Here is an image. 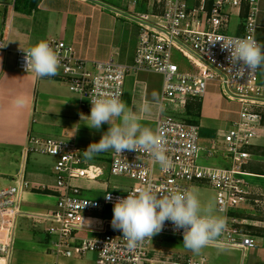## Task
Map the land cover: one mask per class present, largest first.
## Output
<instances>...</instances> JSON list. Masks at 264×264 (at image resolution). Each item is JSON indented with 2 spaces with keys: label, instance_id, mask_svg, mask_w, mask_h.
<instances>
[{
  "label": "built area",
  "instance_id": "2783aa9c",
  "mask_svg": "<svg viewBox=\"0 0 264 264\" xmlns=\"http://www.w3.org/2000/svg\"><path fill=\"white\" fill-rule=\"evenodd\" d=\"M261 1L146 0L149 12L126 15L137 27V42L130 63L112 57L91 61L80 56L75 46L63 39L47 41L58 54L62 79L79 99L80 114L90 115V100L94 95L121 93L122 100L124 81L131 72L147 70L162 76L155 132L166 143L171 166L165 172L146 152L120 154L111 150L107 163L110 174L128 177L133 184L120 191L105 190L102 199L86 197L83 190L89 188L82 186L79 180H99L104 173L103 166L88 162L84 150L73 140L28 135L26 154L55 158L53 182L35 185L21 174L11 184L0 187V264H9L17 218L22 214V195L32 189L56 196L55 205L47 212L34 214L36 220L50 223L45 232L54 237L51 254L55 259L47 264L73 261L76 264L75 261L88 252L95 254L94 264H206L203 258H164L162 251L150 247L151 239L129 250L122 232L113 229L112 217L96 215L113 208L118 198L149 184L163 194L174 188L191 190L197 183L210 185L216 192L217 209L226 222V231L212 245L245 250L259 243V236L250 227L255 223L247 215L236 212L251 214L246 210L264 208V193L247 181L249 173L245 170L254 138L264 134V85L258 80L260 68L242 78L235 77L227 69L228 53L221 50V42L210 41L220 37H250L261 45L257 38ZM232 16H236L237 23L229 32ZM0 49L11 50L2 33ZM23 50L27 49L12 51L15 68L26 72ZM172 50L188 60L190 69H181L172 60ZM210 82H218L229 99L240 103L237 118L223 134L229 164L222 167L198 161L199 123L169 113L163 107L165 103L185 105L187 101L200 100ZM106 195L112 197L111 201L106 200ZM82 219L91 221L88 228L83 226ZM82 231L93 236H80ZM162 233L183 237V229L174 230L170 221L165 222L159 234Z\"/></svg>",
  "mask_w": 264,
  "mask_h": 264
},
{
  "label": "crops",
  "instance_id": "0c3cea01",
  "mask_svg": "<svg viewBox=\"0 0 264 264\" xmlns=\"http://www.w3.org/2000/svg\"><path fill=\"white\" fill-rule=\"evenodd\" d=\"M139 1L0 0V33L4 35L7 47L11 49H0V173L7 174L4 177L10 179V184L21 174L35 185L53 182L52 169L42 166V161L45 159L39 155L32 156L25 153L24 147L28 135L73 140L85 151L91 143L98 142L109 128L105 123L99 130L90 129L85 124L87 120L81 119L79 99L62 79L60 66L56 75L36 78L34 73L21 72L15 68V54L12 50L29 49L38 41L47 42L55 38L71 43L80 56L91 61L112 57L119 62L130 63L137 42V27L126 13L131 6H137ZM119 5L121 7H118ZM259 6L258 27L260 28L261 16L264 14V0ZM258 36L257 34L260 41ZM161 91L162 76L156 72L138 70L129 73L124 81L122 101L127 108L137 113L142 126L154 132L160 109ZM207 94L209 91L203 98ZM212 96L217 98V102L219 101L218 95ZM17 97H23L26 101L21 108L13 104ZM145 103L151 104L150 113L138 111ZM210 104L207 105V114L204 113L206 105L201 104L197 120L203 115L215 117L218 108L216 105L211 107ZM220 110L223 119L227 120L230 114L234 119L237 118L238 108L231 110L221 107ZM212 144L217 150V143L214 140L210 141L208 149L214 150L211 148ZM110 151L96 154L104 157ZM200 152H204V147H201ZM228 164L229 159L225 151L224 161L212 166L222 167ZM263 165L264 134L254 138L251 156L245 164V170L249 173L246 176L247 181L264 193ZM79 183L83 186L85 180H79ZM35 195L53 196L38 189L25 191L22 195V214L19 218H30L31 215L36 217L34 214L41 213L27 211L28 209L51 208L52 202L41 200L42 197L35 198ZM252 211L253 213L247 214L255 223L251 230L258 232L259 243L264 247V208L258 206ZM255 212L257 214H254ZM14 253L13 248L9 264H14L16 261ZM42 253L41 262L38 264H47L55 259L51 253ZM75 262L78 264V261Z\"/></svg>",
  "mask_w": 264,
  "mask_h": 264
},
{
  "label": "clouds",
  "instance_id": "9594fccd",
  "mask_svg": "<svg viewBox=\"0 0 264 264\" xmlns=\"http://www.w3.org/2000/svg\"><path fill=\"white\" fill-rule=\"evenodd\" d=\"M222 51L228 53L227 68L235 77L242 78L264 67V45L254 39L220 37ZM25 52V70L34 73L36 78L54 76L58 73L59 57L46 42L38 41ZM121 93L104 92L94 95L90 115L81 114V119L90 129L99 130L107 123L109 128L98 142L91 143L84 156L91 159L96 153L113 150L146 152L163 171H168L171 162L166 152V143L158 132L144 127L135 111L127 108L120 99ZM26 101L23 97L14 99L15 107L21 108ZM152 106L145 103L138 111L150 113ZM118 121V122H117ZM111 201L110 195L105 196ZM83 226L89 227L91 221L82 219ZM166 221H170L174 230L183 229V245L186 249L199 253L203 248L216 243L226 231V222L216 214L212 203H203L195 191L187 189H169L167 194L157 193L151 184L137 188L124 198H118L113 207L112 227L122 232L127 248L135 250L146 239L159 234Z\"/></svg>",
  "mask_w": 264,
  "mask_h": 264
},
{
  "label": "rangeland",
  "instance_id": "374dc122",
  "mask_svg": "<svg viewBox=\"0 0 264 264\" xmlns=\"http://www.w3.org/2000/svg\"><path fill=\"white\" fill-rule=\"evenodd\" d=\"M108 1V0H105ZM133 1V0H130ZM108 6V5H107ZM118 7H121L119 5ZM149 12V7L147 6L146 0H140L137 6H131L128 10L126 15L130 14H138L141 12ZM262 20L260 22L261 27L257 28V34L259 35L261 45H264V14L261 16ZM237 23L236 16H232L229 24V32H232L235 28ZM262 31V32H261ZM259 32H261L259 34ZM172 60L181 68V69H190V65L188 60L182 56L176 50H172ZM259 82L264 85V67L259 69ZM209 94L205 98H201V104L206 105L204 107V113L207 114V105H212L218 110L216 111L215 117H210L207 115H203V117H199L198 120L196 116L191 115L188 109H186V105L179 103V104H171L165 103L164 110L169 111L174 115H179L185 119H193L198 121L200 125L199 129V146L204 147V152L199 154V162L205 165H219L224 161L225 156V147L222 141L223 134L226 130H228L234 121V117L232 114L226 119H223V114L221 113L220 108L224 107L226 109H237L240 108V103H238L237 99H229L228 93L224 92L223 87L218 82H210L208 85ZM207 93V92H206ZM211 93V94H210ZM212 95H218L219 101L217 102V98ZM224 99V100H222ZM237 107V108H236ZM211 109V108H210ZM237 110V111H238ZM229 112V111H228ZM198 117V116H197ZM233 117V118H232ZM263 122H264V115H263ZM214 140L217 145V150H209L208 145L210 141ZM27 144V143H26ZM26 146V145H25ZM209 152L211 153L209 155ZM32 156L39 155L41 158L45 160L42 161V166H46L48 169H52L54 165L55 158L47 155L37 154V153H29ZM111 157V151L101 156L100 154H95L91 159H88V162L95 163L102 165L104 168V173L99 180H87L81 179V181L85 180V187L89 188L90 190H83V195L86 197L98 198L102 199L104 196L105 190L111 191H120L122 188H126L133 184V181L125 176H116L112 175L108 169V161ZM257 158V157H256ZM261 159V158H259ZM226 160V159H225ZM215 163V164H214ZM264 167V165H263ZM53 172V169H52ZM4 175L0 173V187L10 184V179L5 178ZM264 181V179H262ZM83 185V186H84ZM104 185L106 188L104 189ZM115 187H118L116 189ZM190 191H195L198 197L201 199L203 203H212L216 210V214L223 217L222 212H219L217 209L216 204V192L215 190L207 184H200L197 183L192 186ZM38 194V193H36ZM52 197H47L45 195H35V198L42 197L44 201H50L51 207H53L56 203V196L54 194ZM49 207L39 209V210H32L28 209L27 211H40L41 213L47 212ZM257 210V209H256ZM246 212L253 213L252 210L247 209ZM238 215H247L245 212H236ZM254 214H257L255 212ZM100 215V217H113V208H108L103 214H96ZM259 215V213H258ZM32 215L29 217H18L17 220V228L15 232V241H14V264H38L41 262V254L42 252L51 253L52 250V240H54L53 236H49L45 229L50 225V223L33 219ZM253 229V226H250ZM257 228V227H254ZM260 231V229H256ZM254 234H258V232L252 231ZM80 236L84 237H91L93 236L92 233L89 232H79ZM150 247L154 248L155 250L162 251V256L166 257H192L196 259L203 258L206 264H264V247L262 243H258L253 248H247L245 250L239 248H230V247H221V246H214L210 245L203 248L199 253H194L188 249H186L183 245V237L162 233L154 235ZM13 251V250H12ZM95 254L93 252H88L81 259H78V264H94ZM1 262V261H0ZM70 262V261H69ZM13 263V262H12ZM70 264H74L70 262Z\"/></svg>",
  "mask_w": 264,
  "mask_h": 264
},
{
  "label": "trees",
  "instance_id": "16d2710c",
  "mask_svg": "<svg viewBox=\"0 0 264 264\" xmlns=\"http://www.w3.org/2000/svg\"><path fill=\"white\" fill-rule=\"evenodd\" d=\"M185 105H186V109H188L191 115H194L196 117L199 116L200 106H201L200 100H190V101H187ZM188 120L195 121L193 119H188Z\"/></svg>",
  "mask_w": 264,
  "mask_h": 264
}]
</instances>
